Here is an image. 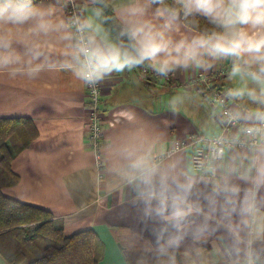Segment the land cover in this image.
<instances>
[{
	"label": "clouds",
	"instance_id": "1",
	"mask_svg": "<svg viewBox=\"0 0 264 264\" xmlns=\"http://www.w3.org/2000/svg\"><path fill=\"white\" fill-rule=\"evenodd\" d=\"M152 3L129 0L121 5L125 15L118 34L113 40L106 35L97 40L98 29L85 33L78 21L57 16L53 6L46 7L40 0H0V76L19 82L21 91L43 93L53 89L43 75L51 70L70 73L80 87H93L113 71L145 62L161 74L177 66H202L207 54L236 58L233 75L246 76L260 90L239 88L231 94L247 93L264 103V0L161 3L156 14L164 18L163 28L146 19ZM195 14L207 17L220 30L174 44L166 29L181 15ZM85 23L91 26L92 19ZM252 115L264 120V109H254ZM122 116L105 144L108 188H130L143 206L142 219L152 236L145 250L155 264H180L178 254L189 238L204 241L220 227L226 230L223 245L215 249L220 264H264V206L259 196L264 188V126L244 129L251 140L246 163L201 162L193 170L179 168L178 161L163 153L161 133L135 123L131 112ZM227 148L214 146L211 160L223 162ZM197 174L212 185L208 211L193 199ZM234 180H244L250 187L242 188ZM11 259L0 252V264H11Z\"/></svg>",
	"mask_w": 264,
	"mask_h": 264
},
{
	"label": "crops",
	"instance_id": "2",
	"mask_svg": "<svg viewBox=\"0 0 264 264\" xmlns=\"http://www.w3.org/2000/svg\"><path fill=\"white\" fill-rule=\"evenodd\" d=\"M107 1L117 21L122 24L125 13L120 6L129 0ZM40 2L46 7L53 6L57 16L68 20L69 0ZM74 2L84 23L92 19L91 26L85 23L89 33L98 29L97 40L105 35L108 40H113L115 36L105 27L101 10L97 14L99 9L93 0ZM159 5L152 3L148 7L146 19L163 28L164 18L156 14ZM166 32L174 44L181 40L190 42L194 37L205 34L186 23L182 16L173 21ZM203 59L202 66H177L166 74H161L145 62L113 71L100 81L103 126L101 178L92 146L86 138L88 98L85 86L74 83L70 73L51 70L43 74L45 80L53 85L51 91H21L19 82L0 76V119L28 118L35 128V137L26 147L14 150L8 141L12 152L10 167L18 180L3 188V194L48 211L62 225L65 235L93 229L104 246L99 264H155V258L145 250L152 236L150 226L142 219L143 206L130 188H108L106 139L111 129L124 119L122 112H131L135 115V123L162 134V151L167 157L178 161L181 169L194 170L192 149L175 151L173 146L175 141L189 135L212 136L220 132L223 121L219 108L212 103V89L224 92L226 105L240 116L243 124L254 125L264 121L252 115V110L264 109V103L254 101L247 93L243 96L231 94L234 89L246 87L255 88L257 92L260 90L259 85H247L251 80L246 76L233 75V65L238 62L236 58L205 54ZM143 65L161 76L170 75V80L155 78L150 72L144 78L141 73ZM238 133L234 131L235 135ZM248 155L247 148H231L225 151L224 161L215 164L246 163ZM196 179L193 199H199L208 211L207 197L212 185L200 180L199 174ZM233 182L245 189L250 187L244 180ZM259 196L264 206V188ZM210 223L214 225L215 220ZM225 239L226 230L223 227L204 241L189 238L178 254L180 264H220L215 249L221 247ZM185 251L189 253L187 257Z\"/></svg>",
	"mask_w": 264,
	"mask_h": 264
},
{
	"label": "trees",
	"instance_id": "3",
	"mask_svg": "<svg viewBox=\"0 0 264 264\" xmlns=\"http://www.w3.org/2000/svg\"><path fill=\"white\" fill-rule=\"evenodd\" d=\"M103 13L104 25L116 36L122 26L107 0H93ZM154 4L176 6L179 0H153ZM183 20L205 33L220 29L197 14ZM35 137L28 118L0 119V252L11 256V264H99L104 246L93 229L65 235L61 224L46 210L3 194V188L17 182L11 170V148L26 147Z\"/></svg>",
	"mask_w": 264,
	"mask_h": 264
},
{
	"label": "built area",
	"instance_id": "4",
	"mask_svg": "<svg viewBox=\"0 0 264 264\" xmlns=\"http://www.w3.org/2000/svg\"><path fill=\"white\" fill-rule=\"evenodd\" d=\"M69 15L68 19L76 20L80 25H83L82 30L85 33L88 32V27L82 21L81 13L76 6L74 0H69ZM148 72L155 78H163L165 80H170V75L161 76L160 73L156 71H150L145 65L141 68V73L144 78H146ZM85 93L88 98V109L85 118V128H86V138L89 144L92 146L94 152L95 162L97 165L99 178L103 174V157L101 153V145L103 142V126L101 119V83L99 82L93 87L85 86ZM212 103L216 104L219 108L220 115L222 118L221 130L217 135L207 136L202 134H193L188 137L177 140L174 143L173 150H184L186 148H191L192 153V164L195 169H199L201 162H211L216 163L217 161H212L210 154L214 151V146H225L230 150L231 148H247V144L251 140L247 137L244 129L248 126H264V121H260L254 125H245L242 123L240 116L231 110L230 107L226 105V96L221 89L211 90ZM231 114H236L239 118L237 120H231L228 117ZM234 131H238L237 135Z\"/></svg>",
	"mask_w": 264,
	"mask_h": 264
},
{
	"label": "rangeland",
	"instance_id": "5",
	"mask_svg": "<svg viewBox=\"0 0 264 264\" xmlns=\"http://www.w3.org/2000/svg\"><path fill=\"white\" fill-rule=\"evenodd\" d=\"M247 85H257V84H255V83H253V82L251 81V82L247 83ZM246 88H248V87H246Z\"/></svg>",
	"mask_w": 264,
	"mask_h": 264
}]
</instances>
